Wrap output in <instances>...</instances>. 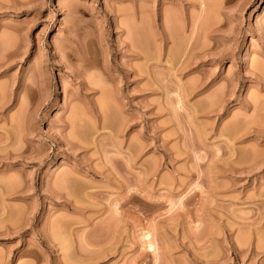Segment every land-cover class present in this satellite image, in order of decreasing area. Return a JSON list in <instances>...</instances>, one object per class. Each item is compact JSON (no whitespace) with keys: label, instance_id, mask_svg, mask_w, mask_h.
<instances>
[{"label":"rangeland","instance_id":"1","mask_svg":"<svg viewBox=\"0 0 264 264\" xmlns=\"http://www.w3.org/2000/svg\"><path fill=\"white\" fill-rule=\"evenodd\" d=\"M0 264H264V0H0Z\"/></svg>","mask_w":264,"mask_h":264}]
</instances>
